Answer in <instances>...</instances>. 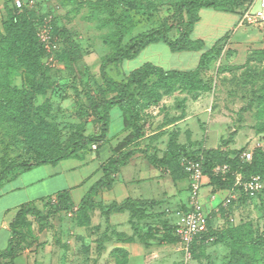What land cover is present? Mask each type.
Here are the masks:
<instances>
[{
	"label": "rangeland",
	"instance_id": "374dc122",
	"mask_svg": "<svg viewBox=\"0 0 264 264\" xmlns=\"http://www.w3.org/2000/svg\"><path fill=\"white\" fill-rule=\"evenodd\" d=\"M23 1L28 12L16 9L13 0H0V153L18 160L35 152L31 134L45 133L46 127L54 129L61 144L80 135L100 134L102 123L92 107L119 94L105 77L104 64L137 35L165 25L175 38L181 30L177 12L181 0ZM222 7L255 14L261 0H224ZM21 14L27 26L20 21L24 38L17 51L7 23ZM209 14H203V24L191 34L193 43L204 40L198 37L204 30L212 34L204 40L205 47L172 51L166 43L154 42L133 59L107 64L108 76L119 82L128 81L146 64L153 67L130 87L131 101L100 108L108 118L109 133L80 157L59 163L62 189L69 187L72 175L87 173L88 167L80 161L90 153L101 161L134 149L141 150L135 156L144 160L146 155L162 157L170 148L188 154L234 150V146L253 154L261 149L258 162L264 181V24L245 22L211 41L218 29ZM24 50L31 56L26 58ZM135 131L141 136L128 142L126 137ZM44 165L34 173L42 172ZM54 178L58 182L60 174ZM43 182L31 188L41 189L48 183ZM50 184L43 190L48 192L38 193L46 196L55 191ZM228 189L213 209L205 211L211 226L208 235L188 249L174 240L170 227L155 225L147 230L149 225L139 222L143 236L132 251L137 260L131 261L134 257L128 253V263L264 264V192L249 198L236 182ZM42 206L45 221L32 215L16 231L11 228L15 254L28 243L55 247L60 232L68 231L64 228L77 223L81 214L77 206L61 211ZM97 216L102 218L100 213ZM75 229V233L93 230L81 225ZM42 233L45 242L39 241Z\"/></svg>",
	"mask_w": 264,
	"mask_h": 264
},
{
	"label": "crops",
	"instance_id": "0c3cea01",
	"mask_svg": "<svg viewBox=\"0 0 264 264\" xmlns=\"http://www.w3.org/2000/svg\"><path fill=\"white\" fill-rule=\"evenodd\" d=\"M209 12L211 13L209 14ZM206 13L211 16V19H214L211 24L218 29V35L211 41L222 38L225 34L238 29L242 24L243 15L240 11L225 12L214 8H202L199 12L200 20L194 25L193 33L198 25L203 24L202 16ZM208 22L206 21L207 25ZM207 33L204 30L198 37L207 40V36L212 35ZM234 149H236L235 146ZM139 160L140 164L136 165ZM104 161L106 158L102 157L100 161L96 153L87 155L83 161H80L81 165L88 167L87 173L72 175V181L69 187L65 189L61 188L62 181H64L62 178L63 170L58 166L63 160L56 165L45 164L42 166V172L38 173H34L38 169V167H34L0 184V264H130L127 259L128 253L132 254L139 240L132 224L128 222L131 216L130 212L113 211L107 216L103 214L106 206L113 202L122 204L128 199H154L160 203L145 207L144 212L146 221L157 223H163L167 218L177 222L176 211L188 206L190 196V179L188 177H174L170 171L156 167L149 160L134 156L115 175L112 188L103 189L95 197L98 205L91 212L90 225H88V228L93 230L88 229V233H75V228L79 225L73 223L64 228L68 231L60 232L55 241V247L52 243L43 245L28 243L13 256L8 255L11 248V224L21 206L26 204L40 206L42 198L62 190H69L71 200L75 205H78L102 177L100 165ZM71 167L74 168L76 165ZM70 172L74 173L76 170ZM58 174H60V179L57 182L54 177H57ZM26 175H32L33 178L31 179ZM53 178L55 180H52ZM42 181L48 183L41 186V189L40 187L31 188ZM210 181L211 179L206 177L205 184L200 191V202L206 212L211 208L213 209V204L216 203L217 205L219 199L227 195L229 190L214 189ZM49 183L54 186L53 190L55 191H51L52 194L49 192L46 196L39 194V191L48 192L43 190L48 188ZM81 188L82 190H80ZM33 193L35 195H32ZM98 213L102 215V218L99 219ZM110 225L112 227L109 228ZM43 235L46 234L42 233L38 236L40 242H45ZM130 238L134 239L131 240ZM131 256L134 257L131 261L137 260L135 252Z\"/></svg>",
	"mask_w": 264,
	"mask_h": 264
},
{
	"label": "trees",
	"instance_id": "16d2710c",
	"mask_svg": "<svg viewBox=\"0 0 264 264\" xmlns=\"http://www.w3.org/2000/svg\"><path fill=\"white\" fill-rule=\"evenodd\" d=\"M224 0H181L177 4V12L181 18L180 25V34L179 36L173 38L170 36V27L168 26H160L158 28L149 30L140 35H137L130 39V41L111 59L108 63L104 64L103 70L104 75L110 84L119 92V94L107 101H103L97 104H94L92 109L94 115L98 118V120L102 123L101 133L95 136H86L80 135L77 139L70 141L67 144H61L56 138V132L54 129H50L46 127L45 133L41 134H31V144L30 146L34 148L35 152L27 153L22 160H18L15 158H10L6 154L0 153V184L4 181L12 179L16 177L19 173L28 171L34 167H38L44 164H57L58 162L72 158V157H80L85 151L90 147V145L96 142H102L105 140L109 133V124L108 118L105 114L102 113L101 107L116 105L119 103L129 102L133 99L134 95L130 92V87L140 81V79L146 74L149 67H153L152 64H146L143 68L134 71L130 77V79L126 82H119L113 80L108 76L105 68L107 64L130 60L137 57L148 45L151 43L164 42L166 43L172 51H183L190 50L195 47L201 48L205 47L204 40L197 39L195 43L191 40V34L193 33L194 25L196 22L200 20V10L202 8H214L217 10L225 11V12H239L243 15L246 11L238 10L237 8H225L223 6ZM14 7L18 10L27 11L29 7L23 6L22 8H18L13 0ZM28 12V11H27ZM242 17V20H243ZM241 20V21H242ZM20 21H22L23 27H26L27 18L25 14H21L20 19L17 21H11V23H7V31L10 36L13 38V43L11 45H16L15 48L17 51L21 49V41L24 38L23 35L20 34ZM20 44V45H19ZM26 58L30 57L31 51H23ZM206 54V53H205ZM204 54V55H205ZM160 70H162L160 68ZM141 134L137 131L131 132L126 140L129 142L131 139L139 138ZM42 137V140H40ZM42 141V142H41ZM245 150L241 149H232L228 151L224 150H214L208 149L202 154H194L187 153L186 150H179L175 148H170L163 154L162 157L159 155H150L147 156V159L158 168H162L165 171H170L174 177H188V173L185 171L182 161L183 159H191V160H202L204 172L211 179V184L214 186V189H228L236 182V174H241L244 180L249 179L253 175H261V168L259 165V157L263 156V151L261 149H256L253 154V158L250 161L243 159L242 153ZM141 152V150L134 149L129 150L127 152H121L117 156H113L108 160L102 162L100 168L102 170V177L98 180L94 186L88 191L84 199L78 204L75 205L71 200V196L69 190H62L56 194L46 196L41 199V203L43 204L42 208L48 209L50 211L52 207L58 208L59 211L69 208H75L77 206L76 212H80L81 214L77 216V223L79 226L88 227L90 225L91 220V212L97 207L98 203L95 200V197L101 192L103 189H111L115 182V175L119 172V170L127 165L131 158L134 157L137 153ZM219 156V159L216 161V155ZM218 164H229L231 167V172L223 178L222 176H217L214 174L213 169ZM263 181V178H262ZM264 184V181H263ZM240 186V185H239ZM264 192L263 189L256 196H249V198L259 197ZM56 197V202L53 201V198ZM157 200L151 199H140V200H127L122 204L113 202L106 206V210L103 212L104 215H109L111 212H130V223L134 229L137 237L143 236V230H140L139 222L147 223L150 227H154L155 225H162L165 228L170 227L172 229L173 235L175 236L174 240L178 243L184 245L179 236L176 234L177 222H174L171 218H167L163 223H157L154 221H146V215L144 212V208L148 206L157 205ZM187 205V204H186ZM203 209V208H202ZM189 206H186L183 209L177 210L176 212L180 216V214L187 212ZM204 211V209H203ZM205 212V211H204ZM206 214V213H205ZM35 216L40 219V221H45L47 216L43 215V212L38 205L34 204H26L20 207L18 210L12 224L11 228L13 231H16V227L23 224L25 220L29 216ZM178 216V218H179ZM207 216V230L196 235L192 242L196 239L208 235L211 230V226L209 223V216ZM142 220V221H141ZM153 224H151V223ZM143 225V224H142ZM100 227V226H98ZM168 228V229H170ZM153 230V229H152ZM151 230V231H152ZM142 231V232H141ZM142 235V236H141ZM264 235V234H263ZM133 240L134 238H130ZM129 239V240H130ZM191 242V243H192ZM184 245L189 248L191 245ZM15 253L12 250V246L8 251V255L13 256Z\"/></svg>",
	"mask_w": 264,
	"mask_h": 264
},
{
	"label": "built area",
	"instance_id": "2783aa9c",
	"mask_svg": "<svg viewBox=\"0 0 264 264\" xmlns=\"http://www.w3.org/2000/svg\"><path fill=\"white\" fill-rule=\"evenodd\" d=\"M18 8L25 5L23 0H14ZM33 0L30 1V4ZM245 22H260L264 24V0H261V7L255 13L246 11L242 20ZM243 159L250 161L253 158V152L244 151L242 153ZM182 165L188 173L190 179V196L188 200L189 209L187 212L180 214L177 220L176 234L179 236L184 245H189L194 237L207 230V216L202 209L200 202V191L205 184L206 177H209L203 168L202 160L183 159ZM213 172L217 176H226L231 172L229 164H218L214 167ZM236 184L244 188L249 196H256L264 187L260 175H253L249 179L244 180L241 174H236ZM56 202V197L53 198ZM77 209V207L75 208Z\"/></svg>",
	"mask_w": 264,
	"mask_h": 264
}]
</instances>
